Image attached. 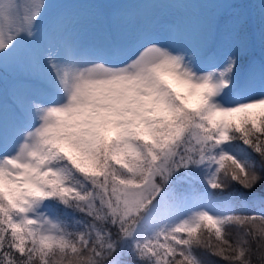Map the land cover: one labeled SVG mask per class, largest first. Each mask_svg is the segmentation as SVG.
Segmentation results:
<instances>
[{"label":"snow or ice","instance_id":"obj_1","mask_svg":"<svg viewBox=\"0 0 264 264\" xmlns=\"http://www.w3.org/2000/svg\"><path fill=\"white\" fill-rule=\"evenodd\" d=\"M205 3L0 0V264H264V0Z\"/></svg>","mask_w":264,"mask_h":264},{"label":"rangeland","instance_id":"obj_2","mask_svg":"<svg viewBox=\"0 0 264 264\" xmlns=\"http://www.w3.org/2000/svg\"><path fill=\"white\" fill-rule=\"evenodd\" d=\"M147 0H104V2L107 3H127V6L130 8H142L141 4L146 2ZM50 3H65L66 6L70 4L71 2L75 3H97L100 2V0H49ZM150 5H147L146 9H153V8H159L158 4L154 3H169L168 8L173 11H182L186 15H194L199 10L207 7V4L205 3V0H149ZM174 19V14L169 12L168 10H157V14L154 19L155 25L159 28L161 31V34H163L164 30L167 28V26L171 23V21ZM91 38L89 35H85L84 39L87 40Z\"/></svg>","mask_w":264,"mask_h":264},{"label":"trees","instance_id":"obj_3","mask_svg":"<svg viewBox=\"0 0 264 264\" xmlns=\"http://www.w3.org/2000/svg\"><path fill=\"white\" fill-rule=\"evenodd\" d=\"M100 2H104V0H100ZM146 2L148 4H146L145 2H143L141 4L142 8H146L147 5H150L149 0H147ZM87 4H90V3H87V2H83V3L71 2L70 4L67 5V7H69V8H83V7H86ZM256 191L259 192V188ZM208 259L215 260L216 258H214V257H208ZM217 264H221V262H217Z\"/></svg>","mask_w":264,"mask_h":264}]
</instances>
